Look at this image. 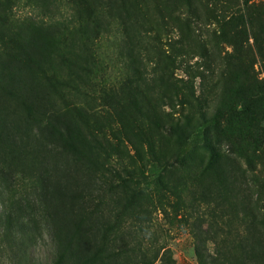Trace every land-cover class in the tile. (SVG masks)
<instances>
[{
	"label": "rangeland",
	"instance_id": "1",
	"mask_svg": "<svg viewBox=\"0 0 264 264\" xmlns=\"http://www.w3.org/2000/svg\"><path fill=\"white\" fill-rule=\"evenodd\" d=\"M257 7L264 0H0V264H199V237L215 264H257L264 225L236 198L264 203L263 165L248 191L232 173L213 216L188 209L229 170L207 168V147L220 141L235 158L220 137V73L264 80L245 22ZM180 114L192 116L180 141L190 157L156 163L147 153L175 147L165 128ZM41 177L69 197L52 231L23 209ZM50 232L63 246L57 261Z\"/></svg>",
	"mask_w": 264,
	"mask_h": 264
},
{
	"label": "trees",
	"instance_id": "2",
	"mask_svg": "<svg viewBox=\"0 0 264 264\" xmlns=\"http://www.w3.org/2000/svg\"><path fill=\"white\" fill-rule=\"evenodd\" d=\"M245 22L247 28L252 34L254 40V45L256 47V54L263 58L262 51H264V9L249 8L246 13ZM243 16H240L238 20H242ZM243 23V20H242ZM171 61V58H168ZM189 70L191 67H188ZM264 71V70H263ZM221 97H220V107L222 108V113L229 115L226 117V123L221 128L220 137L225 140V143L229 147V152L235 156V158H230L229 155L221 150V142H217L214 146L207 147V168L212 169L220 164V162H228V171H216L215 185L218 188V192L212 183L205 186L204 191L200 194V201L198 203H193L188 209H191L193 213L196 212V205H204L206 209L204 211L207 214L213 216L214 210L217 207V200L219 197V188L225 183L228 192L231 191V184L234 181V175L232 173H238L239 176L243 178V191H248L250 185L253 183L258 186L259 183L257 179V173L255 172L256 167L259 165L264 166V132L262 130V123L264 121V80L259 79L254 71L250 74V80H245L239 76L238 73L234 71H222L221 73ZM188 86L190 85L187 83ZM194 97V98H193ZM192 99L196 106H201L200 96H194ZM191 99V97H190ZM189 99L187 100V102ZM186 102V100H185ZM192 116H185L184 114L179 115V120L173 121L169 126L165 128V133L169 136L176 138L175 147L166 153L161 149L149 150L148 155L153 157L156 163H160L163 159H171L174 164L181 166L186 158L190 157L189 152H182L181 139L184 133L191 128ZM242 159V160H238ZM242 161V164L240 163ZM234 167L230 169L229 167ZM251 173L255 178H246V176H251ZM39 183L37 186L40 189V194L36 193L34 200L30 203L28 200L24 201L23 209L31 207L32 210L26 211L25 216L36 215L45 220V225L48 231L54 230V226L57 224L56 221H60L64 216V209H68V205L63 207L61 203L65 198H69L67 194L57 192L56 194L50 192V181L48 177L39 178ZM128 182V181H126ZM251 182V184H250ZM249 184V185H248ZM160 188L165 189L168 192L176 194L175 188L164 186L163 183L158 182ZM259 188V186H258ZM221 189V188H220ZM241 190V189H240ZM242 191V190H241ZM242 191V192H243ZM259 191V189H258ZM256 193H259V192ZM231 193V192H229ZM232 194V193H231ZM237 202L241 205H245L251 213V222L260 223L264 225V203L261 198L251 195L239 196L236 198ZM35 201V202H34ZM22 200L17 201L19 206H21ZM13 204H9V210L12 209ZM182 205V202L178 200L173 204L175 209H178ZM252 205H256L257 212L259 214L260 220L256 217L253 212ZM21 211V208L17 210ZM33 211V213L31 212ZM68 212V210H67ZM210 215V219H213ZM8 218L7 230L6 232L14 233L13 219L10 216L5 215ZM21 215H17L15 221L17 222ZM1 218V216H0ZM14 221V223H16ZM222 231V230H220ZM50 237L55 243L56 249V261L62 259L61 254L63 253V246L60 238L55 236L53 232H50ZM205 242L199 237L196 239L195 243V256L199 264H215V259L210 255L206 248ZM257 264H264V256L261 259L256 260Z\"/></svg>",
	"mask_w": 264,
	"mask_h": 264
}]
</instances>
